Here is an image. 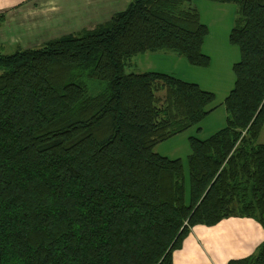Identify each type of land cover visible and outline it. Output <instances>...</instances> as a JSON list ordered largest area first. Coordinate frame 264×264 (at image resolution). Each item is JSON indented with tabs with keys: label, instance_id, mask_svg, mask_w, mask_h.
Segmentation results:
<instances>
[{
	"label": "trees",
	"instance_id": "obj_1",
	"mask_svg": "<svg viewBox=\"0 0 264 264\" xmlns=\"http://www.w3.org/2000/svg\"><path fill=\"white\" fill-rule=\"evenodd\" d=\"M191 1L129 0L91 29L0 47V264H173L195 225L248 217L264 230V0H208L237 6L240 59L224 126L188 138V186L181 159L154 147L202 122L214 93L125 72L146 52L209 66ZM226 264H264V240Z\"/></svg>",
	"mask_w": 264,
	"mask_h": 264
},
{
	"label": "crops",
	"instance_id": "obj_2",
	"mask_svg": "<svg viewBox=\"0 0 264 264\" xmlns=\"http://www.w3.org/2000/svg\"><path fill=\"white\" fill-rule=\"evenodd\" d=\"M103 1L0 0V13L5 14L0 25V47L33 48L41 45L38 40L46 42L90 29L101 22V13L108 6ZM112 1L107 4L115 3L122 8L129 2ZM210 109L208 116L214 112L213 107ZM258 143H264V125ZM263 240L264 230L254 219L228 217L212 226H193L181 248L173 252L172 260L173 264H226L230 259L253 254Z\"/></svg>",
	"mask_w": 264,
	"mask_h": 264
},
{
	"label": "rangeland",
	"instance_id": "obj_3",
	"mask_svg": "<svg viewBox=\"0 0 264 264\" xmlns=\"http://www.w3.org/2000/svg\"><path fill=\"white\" fill-rule=\"evenodd\" d=\"M110 2L113 1H103V5L108 6L101 13L103 15L99 18L101 22H97L103 23L109 20L114 13L122 11L125 8L118 7L119 5L115 3L107 4ZM189 6L198 10L201 21L209 29L202 46V52L210 57L208 67L192 66L184 58L170 52L137 54L129 60L125 67L126 73L153 71L171 74L183 81L196 83L202 89L214 93V101L208 106V108H214L213 114L205 118L198 125L166 141L160 142L154 147V151L158 154L172 159H181L186 186H188L186 158L190 151L188 138L190 136H196L201 139L207 138L210 134L224 126L225 109L222 102L233 87L235 76L232 66L240 59L238 47L231 44L228 40L233 21L238 16L237 6L233 3H216L208 0H192ZM93 27L91 26V28ZM43 42L45 41L38 40L40 44ZM14 50V48H4L1 52L11 54ZM198 127L202 128L201 131H197Z\"/></svg>",
	"mask_w": 264,
	"mask_h": 264
}]
</instances>
